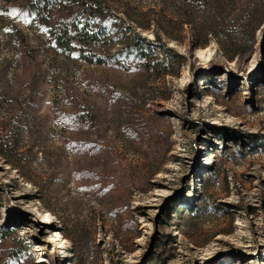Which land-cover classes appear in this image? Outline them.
Returning a JSON list of instances; mask_svg holds the SVG:
<instances>
[{
  "label": "rangeland",
  "instance_id": "1",
  "mask_svg": "<svg viewBox=\"0 0 264 264\" xmlns=\"http://www.w3.org/2000/svg\"><path fill=\"white\" fill-rule=\"evenodd\" d=\"M31 1L0 0V264H264V0Z\"/></svg>",
  "mask_w": 264,
  "mask_h": 264
},
{
  "label": "trees",
  "instance_id": "2",
  "mask_svg": "<svg viewBox=\"0 0 264 264\" xmlns=\"http://www.w3.org/2000/svg\"><path fill=\"white\" fill-rule=\"evenodd\" d=\"M6 3H15L23 0H3ZM83 5L85 2H95V0H71ZM60 0H33L27 7L29 11L37 18L43 19L44 15L50 14L53 11L56 3ZM54 42L61 48L68 49L73 47V41L77 42L80 47L77 53L84 57L87 61L95 64H110L120 68H128L132 63L136 64L141 70H157L161 67L162 61L157 55V49L145 43V39L131 38L127 41L120 40L118 47L108 55L97 56L87 54L83 50V45H89L95 42L97 34L91 31L86 25L68 27L67 24L48 29ZM76 44V43H75ZM157 48L161 50L162 55L168 50L163 43H159Z\"/></svg>",
  "mask_w": 264,
  "mask_h": 264
}]
</instances>
